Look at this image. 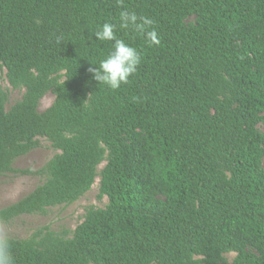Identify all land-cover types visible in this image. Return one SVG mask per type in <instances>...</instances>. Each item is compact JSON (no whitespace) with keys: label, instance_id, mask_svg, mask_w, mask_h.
I'll return each instance as SVG.
<instances>
[{"label":"trees","instance_id":"16d2710c","mask_svg":"<svg viewBox=\"0 0 264 264\" xmlns=\"http://www.w3.org/2000/svg\"><path fill=\"white\" fill-rule=\"evenodd\" d=\"M125 9L159 45L119 27ZM105 22L142 56L116 90L88 71L113 50L93 34ZM2 68L24 93L7 108L0 86V177L44 180L0 221L71 205L97 179L108 198L74 230L8 238L13 264H264V0H0ZM40 138L58 152L15 169Z\"/></svg>","mask_w":264,"mask_h":264},{"label":"rangeland","instance_id":"374dc122","mask_svg":"<svg viewBox=\"0 0 264 264\" xmlns=\"http://www.w3.org/2000/svg\"><path fill=\"white\" fill-rule=\"evenodd\" d=\"M191 16L187 21L194 20ZM6 69H0V86L9 93L7 108L21 99L24 89H13L6 78ZM53 94H47L41 101L40 110L44 111L54 101ZM264 116V113H263ZM258 130L264 133V121L258 124ZM40 146L28 154L17 158L13 164L17 170H38L43 167L58 151L46 138H40ZM105 163L100 165V169ZM264 168V158H263ZM43 177L39 175L8 172L0 177V209L11 205L30 193L41 182ZM99 179L96 180L92 189L71 205L50 207L46 214H26L9 222L0 221V235L7 238L26 239L36 230L49 226L51 230L62 232L74 230L83 220L87 207L95 205L105 207L108 198L99 199ZM236 253L226 255L232 261Z\"/></svg>","mask_w":264,"mask_h":264},{"label":"clouds","instance_id":"9594fccd","mask_svg":"<svg viewBox=\"0 0 264 264\" xmlns=\"http://www.w3.org/2000/svg\"><path fill=\"white\" fill-rule=\"evenodd\" d=\"M122 29L132 28L145 38L149 46L159 45L160 40L156 31L148 28L153 25L154 21L147 17H139L135 11L123 10L119 15ZM117 26L111 22H105L93 34L97 41L113 42V50L99 61L98 67H90L88 71L98 84L106 85L112 90L119 89L122 84L129 82V77L136 73L141 64V53L130 44L126 43L116 35ZM57 37V42H60ZM0 264H13V258L10 250L9 239L0 235Z\"/></svg>","mask_w":264,"mask_h":264}]
</instances>
